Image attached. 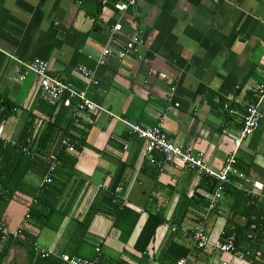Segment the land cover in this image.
<instances>
[{
    "label": "crops",
    "instance_id": "crops-1",
    "mask_svg": "<svg viewBox=\"0 0 264 264\" xmlns=\"http://www.w3.org/2000/svg\"><path fill=\"white\" fill-rule=\"evenodd\" d=\"M118 4L126 8L120 11ZM117 25L120 30L111 40L110 30ZM131 37L141 42L138 55L118 62L116 54ZM105 49L112 56L100 65ZM17 60L47 62L60 81L84 91L112 117L78 110L76 101L69 107L52 102L32 76L18 80L22 67ZM263 74L264 0H0V118L5 119L6 144H17L26 129L28 145L36 151L42 136L44 145L53 146L66 129L82 142L71 174L60 177L59 171L56 177L57 185L72 177L68 187L79 186L64 190L51 215L29 217L34 201L23 193L0 197L2 224L25 234L0 244V264H47L31 254L33 242L51 254L54 261L48 264H62L63 254L136 264L141 258L134 247L137 237L148 215L155 214L165 222L148 248V264H163L156 258L172 236L166 223L178 228L173 240L190 251L180 259L184 264H264V231L254 242H240L242 259L194 248L190 236L197 220L204 219L210 240H218L232 215V200L223 189L217 213L204 212L208 193L198 186L201 176L159 153L147 155L146 141L130 134L122 121L145 129L160 126L175 145L204 153L207 167L219 172L234 149L243 116L258 103L256 87ZM167 106L172 109L166 111ZM258 110L259 127L242 142L230 183L262 205L264 99ZM52 123L60 128L47 136ZM116 177L114 203L130 210L120 229L103 202ZM27 179L40 184L30 173ZM254 182L263 189L254 190ZM86 221V229H79Z\"/></svg>",
    "mask_w": 264,
    "mask_h": 264
},
{
    "label": "trees",
    "instance_id": "trees-1",
    "mask_svg": "<svg viewBox=\"0 0 264 264\" xmlns=\"http://www.w3.org/2000/svg\"><path fill=\"white\" fill-rule=\"evenodd\" d=\"M5 120L3 117L0 118V121ZM60 124H47L45 135H51L53 128H58ZM60 128V127H59ZM58 128V129H59ZM29 130H24L21 134V137L17 144H6L0 141V197L2 198H10L15 192H20L25 195L32 197L33 205L29 211V217L38 219L39 216H43L42 214L51 215L52 209L54 208L57 200L63 195L64 190H77L79 184L75 187H68L70 180L72 177L65 181V183L57 185L58 181L56 179L58 174L61 177V172H64V176L71 174L70 172L73 170L74 166L77 164L76 151H79L82 147L81 138H75L69 134V131L61 130V135L56 139L53 146L44 145L42 139L39 140V145L36 147L33 143L28 145V138L30 137ZM63 140L69 142L72 145L73 151L70 152L66 146L63 145ZM29 146V147H28ZM27 150L24 152V149ZM41 150L42 152H38ZM40 155H39V154ZM157 153V152H154ZM49 154H54L58 161L60 162V167L56 172V176L53 177L52 183L43 184V179L47 174V162L46 158ZM32 174L36 176L40 180V184L37 186L34 182L27 179L28 174ZM63 176V177H64ZM63 180V179H61ZM231 182V181H230ZM117 177L114 179V182L108 188L103 202L109 208L108 210L112 211L115 216V225L114 227H119V221L122 220L123 216L130 212L129 209H126L123 206H120L114 203V198L116 196V191L118 187ZM198 186L201 189H204L206 193H208L207 202L204 200V205L207 206L209 203V196L213 194L219 183L213 178L207 177L205 175H201ZM68 187V188H67ZM75 192V191H74ZM73 192V194H74ZM224 194L228 198L232 200L231 211L232 215L228 218V224L224 229V236L230 234L231 232L235 233V250L239 252V244L242 243H250L251 241H255L259 232L264 231V203L256 204V199L254 197L246 196L242 191H238L234 188L232 183H228L224 185ZM196 198L201 199L199 194L196 195ZM203 199V198H202ZM239 208V209H238ZM48 210V211H46ZM243 218L240 223L236 222L235 218ZM163 222H165L160 214L148 215V218L145 224L142 226L139 236L137 237L136 243L134 245L135 249L139 251L141 258L136 264H148L149 256L147 255L148 248L152 245L156 231L159 227L163 226ZM87 221L83 224H80L79 229H86L85 226ZM256 225L254 230L250 229L251 225ZM196 225V224H195ZM173 226V225H172ZM175 227V226H174ZM164 228L167 229L164 225ZM176 228V232L172 233L169 231V236L164 248L162 249L160 255L156 260L162 261L163 264H176L180 259H186L189 255L190 251L188 248L182 246L181 244L176 243L173 240V237L178 233V228ZM78 229V230H79ZM252 233L255 234V237L248 238V235ZM174 234V235H173ZM25 235V234H24ZM27 237V236H26ZM191 241L193 243V233L190 236ZM14 239L13 237L2 238L0 234V244L7 243ZM34 243V242H33ZM33 243L31 245V254L34 255L32 248ZM194 246V244H193ZM140 248V249H139ZM195 248V246H194ZM196 249V248H195ZM198 250V249H197ZM238 250V251H237ZM7 251V250H6ZM4 251V253H6ZM203 251V250H199ZM71 257V256H70ZM78 258V257H76ZM84 259V258H81ZM39 260H41L39 258ZM93 264H103L101 263V258H94L93 260L84 259ZM43 263H49L51 260V255L49 258L41 260ZM181 261V260H180ZM179 261V262H180ZM184 261V260H183ZM62 262V261H61ZM60 264V262H59ZM65 264V263H62ZM114 264H124L121 261H117ZM178 264V263H177ZM184 264V262H183Z\"/></svg>",
    "mask_w": 264,
    "mask_h": 264
},
{
    "label": "built area",
    "instance_id": "built-area-1",
    "mask_svg": "<svg viewBox=\"0 0 264 264\" xmlns=\"http://www.w3.org/2000/svg\"><path fill=\"white\" fill-rule=\"evenodd\" d=\"M213 3H217L218 0H212ZM130 5L134 4V1L129 3ZM118 10H124L126 7L124 5H116ZM120 27L114 26L110 30V39L112 40V35L119 31ZM141 45L140 40L137 37H131L130 40L125 44L124 48L116 54V59L118 62H121L127 56L138 55L139 47ZM112 56V52L109 49H105L101 52L98 58V63L102 65L108 57ZM14 59V58H12ZM21 67L22 73L19 75L18 80L23 82L30 75L35 79V83L40 89L42 95L47 97L52 102L62 103L64 106L69 107L73 101L77 102V109L81 111H86L90 114L97 113H106L110 117L112 115L107 112L101 106L91 102L87 99L84 91H77L73 89L68 83H64L58 79L57 76L52 74L49 64L45 61L36 60L32 62H24L17 60ZM84 77L90 78L91 73L82 67L76 68ZM96 84V82H94ZM256 92L258 95V103L264 99V74L262 75L261 82L256 87ZM258 103L252 105L246 111V114L243 116V127L239 131L238 136L234 139V149L230 154L227 155L224 164L219 172H214L207 167L205 163V154L202 152H195L190 146H177L175 145L161 130L160 126L145 129L141 128L133 123H130L126 120H122L124 124L128 127L130 134H133L141 139L146 141V154L151 155L154 152H157L164 156L167 160L169 158L178 161L186 170L190 172H195L197 176L205 175L207 177L213 178L219 183L216 191L209 196V203L205 207L204 212L213 214L217 213L219 204L222 199V191L224 185L230 183L232 173L234 172V167L237 163V153L242 144V142L252 135L259 127L261 115L258 110ZM178 103L173 104L174 108H178ZM172 107L167 106L166 111H170ZM224 110L228 111L230 114H235L234 110H229L228 106H224ZM164 116V115H163ZM114 118V117H113ZM5 127V122L0 121V141L6 143V140L3 137V131ZM30 143V141H28ZM63 145L68 148L70 152L74 149L66 141H63ZM27 148L24 149V152ZM47 162V174L43 179V184L52 183L53 177L56 176V172L60 167V162L54 154H49L46 158ZM164 163V162H163ZM160 171H163L164 165L158 163ZM254 190L261 191L263 189V184L254 182L252 184ZM238 189H242L241 185H238ZM165 227L172 233L176 232V228L169 223L164 224ZM255 224L250 226L251 230L255 229ZM0 234L2 238L13 237L14 239H24V230L19 229L17 231H9L0 220ZM255 235L250 234L248 238H253ZM193 244L198 250H209L211 252H219L223 254H228L234 259H242L244 254L238 253L235 250V233L231 232L230 234L224 236V232L221 233L220 237L216 241L210 240L208 229L206 228L204 219L197 220L195 229L193 232ZM33 253L37 255L41 260L49 258L50 253L46 250L34 246L32 248ZM60 260L65 264H93V262L70 257L68 255H61ZM183 260L178 262V264H183ZM227 264V263H223Z\"/></svg>",
    "mask_w": 264,
    "mask_h": 264
}]
</instances>
